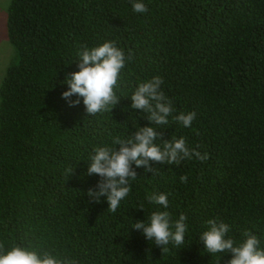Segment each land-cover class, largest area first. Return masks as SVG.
Segmentation results:
<instances>
[{"label":"trees","instance_id":"trees-1","mask_svg":"<svg viewBox=\"0 0 264 264\" xmlns=\"http://www.w3.org/2000/svg\"><path fill=\"white\" fill-rule=\"evenodd\" d=\"M0 264H264V0H10Z\"/></svg>","mask_w":264,"mask_h":264},{"label":"rangeland","instance_id":"rangeland-1","mask_svg":"<svg viewBox=\"0 0 264 264\" xmlns=\"http://www.w3.org/2000/svg\"><path fill=\"white\" fill-rule=\"evenodd\" d=\"M10 0H0V83L7 66L17 61L14 47L6 37V12Z\"/></svg>","mask_w":264,"mask_h":264}]
</instances>
